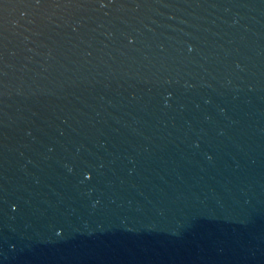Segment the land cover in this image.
Segmentation results:
<instances>
[{
	"label": "water",
	"instance_id": "water-1",
	"mask_svg": "<svg viewBox=\"0 0 264 264\" xmlns=\"http://www.w3.org/2000/svg\"><path fill=\"white\" fill-rule=\"evenodd\" d=\"M0 264H264V0H0Z\"/></svg>",
	"mask_w": 264,
	"mask_h": 264
}]
</instances>
